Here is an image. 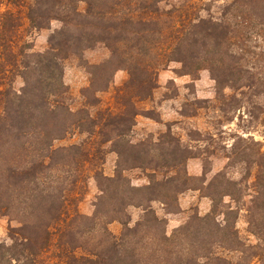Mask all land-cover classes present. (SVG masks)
Returning a JSON list of instances; mask_svg holds the SVG:
<instances>
[{
    "label": "trees",
    "instance_id": "1",
    "mask_svg": "<svg viewBox=\"0 0 264 264\" xmlns=\"http://www.w3.org/2000/svg\"><path fill=\"white\" fill-rule=\"evenodd\" d=\"M162 1L5 0L6 9L0 11V214L15 215L20 226L15 243L0 246V264H228L222 257H213L212 248H226L229 242L248 259L264 258V239L260 237L264 233L251 231L261 242L244 247L234 238L232 225L217 222L216 194L231 196L216 192L224 188L220 181L227 187L231 183L221 175L223 171L204 188L208 192L204 197L212 202L209 212L191 216L167 236L165 221L149 204L159 202L167 213L180 212L178 196L193 180L185 172L190 151L169 131L154 146L125 140L139 115L135 102L151 97L158 70L169 62L180 63L183 75L208 70L220 96L224 88L264 94V49H254L258 42L264 44V0H231L218 18L172 15L160 10ZM2 3L0 0V8ZM51 21L59 22L60 27L50 35L47 49L32 52L25 33L47 28ZM249 43L256 46L249 47ZM98 45L109 55L100 63H84L90 83L85 93L105 90L117 70H126L128 79L117 89L119 111L104 110L93 119L84 109L73 111L67 104L62 61L81 57ZM17 79L21 85L16 88ZM83 112V118L76 117ZM75 130L95 133L111 143L117 169H162L173 175L164 179L150 175L148 185L133 187L121 175L108 178L101 169L92 170L100 191L99 205L110 186L114 191L124 188L128 200L122 197L116 207L102 210L99 206L91 216H84L76 206L82 187H77L76 179L61 180L58 171L82 175L84 166L90 164V151L83 144H53ZM154 150L160 152V158L146 160ZM256 156L259 160L264 154ZM258 160L253 163L260 171ZM262 178L255 175L258 191L252 206L257 209L264 204ZM144 191L147 195L137 199ZM35 205L41 219L36 221L39 231L33 232L30 207ZM128 206L142 210L132 226L126 219ZM251 216V228H257L260 219L257 222L254 213ZM113 221L122 225L118 236L107 228ZM193 236L197 241L196 237L187 240ZM51 247L62 252L55 261L47 260ZM191 248H196L194 254ZM77 250L84 254L78 255Z\"/></svg>",
    "mask_w": 264,
    "mask_h": 264
},
{
    "label": "rangeland",
    "instance_id": "2",
    "mask_svg": "<svg viewBox=\"0 0 264 264\" xmlns=\"http://www.w3.org/2000/svg\"><path fill=\"white\" fill-rule=\"evenodd\" d=\"M0 11L6 9L5 0ZM231 0H164L158 4L160 10L171 12L172 15L182 18L204 17L218 18L223 7ZM79 8H84L83 4ZM162 10V11H163ZM60 27L57 21H51L47 28L40 30H27L25 35L31 43L32 52L42 53L48 47L50 35ZM249 47L256 46L249 43ZM254 49H264V44L258 42ZM109 55L108 50L98 45L92 50H86L81 57L70 56L62 61L63 83L67 87L66 102L73 111L84 109L91 118H95L101 111L107 110L116 113L121 108L119 91L128 79L126 70H117L113 73L108 87L103 91H88L89 75L84 63L94 64L104 61ZM181 64L169 62L160 68L156 75L155 89L149 99L135 102L139 115L134 118L133 124L125 140L131 144L144 142L147 146H154L159 136L169 131L183 146L190 151L191 157L185 162V172L193 180L189 182V189L178 196L179 213H167V209L159 202L149 205L158 218L165 221V234L171 233L189 220L191 216H204L209 212L212 202L207 195L206 184L209 180L223 171L225 178L231 183L225 186L220 181L222 189L217 193H231V196H220L218 199L217 222L222 226L232 225L234 238L244 247L254 245L261 240L251 231L264 233V204L263 209L252 206V201L257 196L258 188L254 186L255 175H263L264 157L258 160L256 153L264 154V94L255 95L254 91L247 89L232 90L224 88L223 96L216 91L215 81L208 70L203 69L194 76L183 75L180 71ZM19 79L15 87H19ZM84 91V92H83ZM243 94L240 95V92ZM85 93V95H83ZM93 106H88L89 103ZM84 117V112L76 116ZM55 147H67L83 144L90 151V164L84 166L82 175H66L63 170L58 171L61 180L64 178L76 179L77 187H82L77 203V210L84 216H91L95 208L102 210L112 209L118 205L120 198L128 200V193L124 188L114 191L113 186L108 189V194L99 205L100 191L92 170L101 169L104 177L112 178L121 175L133 187L148 185L150 175L156 179H164L173 175V171L157 170L152 172L143 168H128L121 166L117 169V154L111 151V143H105L97 134H80L77 130L70 131L62 139L54 141ZM159 151L155 150L145 156V159H159ZM258 160L260 171L254 165ZM72 167V165H71ZM122 168V169H121ZM65 169V168H64ZM154 173V174H153ZM104 183L102 184L103 187ZM124 186V185H123ZM197 188H199L197 190ZM228 189V191L226 190ZM147 195L144 191L137 195L141 199ZM261 196V195H260ZM31 209L30 221L34 231H39L36 221L41 219V212L37 206ZM260 219L257 228H251L253 221ZM126 219L132 226L140 219L142 210L139 207L128 206L125 208ZM15 215L3 216L0 214V246L14 244L19 223ZM256 223V222H255ZM34 224V225H33ZM108 230L118 236L122 230L119 221H113L107 226ZM197 228V226H195ZM158 237L155 232H149ZM197 233V231H196ZM144 235V233H142ZM220 233L215 235L218 239ZM197 236L188 237L190 241ZM264 239V236H260ZM191 243V242H190ZM226 248L213 246V257L218 256L228 264H264V258H246L243 254L233 250L229 242ZM19 248V247H18ZM190 249V248H189ZM192 253L196 248H191ZM191 252V250H189ZM78 255L84 254L77 250ZM191 253V254H192ZM62 252L51 247L46 254L47 260L55 261ZM41 259V255H40ZM205 260H203L204 262ZM41 264V262H40ZM210 264H214L213 262Z\"/></svg>",
    "mask_w": 264,
    "mask_h": 264
}]
</instances>
